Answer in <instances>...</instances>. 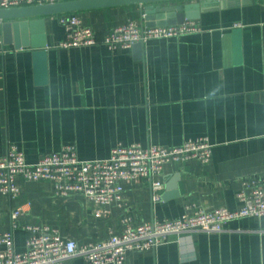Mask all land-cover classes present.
Masks as SVG:
<instances>
[{
	"label": "crops",
	"instance_id": "0c3cea01",
	"mask_svg": "<svg viewBox=\"0 0 264 264\" xmlns=\"http://www.w3.org/2000/svg\"><path fill=\"white\" fill-rule=\"evenodd\" d=\"M189 2L200 30L127 49L102 41L61 47L60 17L74 13L104 36L128 20L144 24L139 4L25 18V33L7 29V43L0 21V156L10 144L29 162L67 144L81 159L106 158L119 143L176 146L206 136L213 144L206 164H167L160 200L147 182H129L108 215L82 194L56 195L50 181L21 180L17 197L0 196V236L11 212L26 207L16 251L26 247L27 224L92 242L118 232L126 217L140 223L178 218L190 206L238 209L245 184L264 186V0H209L203 10L200 0L172 3ZM121 264H264V216L172 235L155 249L129 251Z\"/></svg>",
	"mask_w": 264,
	"mask_h": 264
},
{
	"label": "built area",
	"instance_id": "2783aa9c",
	"mask_svg": "<svg viewBox=\"0 0 264 264\" xmlns=\"http://www.w3.org/2000/svg\"><path fill=\"white\" fill-rule=\"evenodd\" d=\"M56 1L0 0V8ZM60 22L65 26L66 35L59 46L66 48L94 45L102 41L110 49H127L150 39L180 37L200 30L194 19H186L181 24L155 26L128 20L100 39L97 32L74 13L63 15ZM212 148L210 139L202 136L176 146L119 143L106 158L81 159L75 145L67 144L59 151L45 154L36 162H29L18 146L10 144L7 152L0 156V196L17 197L21 180H46L53 183L56 195L82 194L99 205L98 214L108 215L114 206L120 204L125 184L147 182L154 191L153 200H160L157 189L163 184L161 176L167 164L190 161L206 164L211 159ZM239 199L241 206L234 210L226 207L205 210L190 206L178 218L140 223L126 217L118 232H111L106 238L92 242L65 237L50 225L27 224L23 226L27 232L23 251H16L14 245V232L21 226L19 216L26 211L25 206H19L11 212L10 229L0 236V264H64L76 257L83 258L88 264H121L129 251L155 249L172 235L192 231L218 232L230 220L264 216L263 185L245 184L239 192ZM2 244H6V250L2 249Z\"/></svg>",
	"mask_w": 264,
	"mask_h": 264
},
{
	"label": "water",
	"instance_id": "95a60500",
	"mask_svg": "<svg viewBox=\"0 0 264 264\" xmlns=\"http://www.w3.org/2000/svg\"><path fill=\"white\" fill-rule=\"evenodd\" d=\"M175 0H67L52 3L21 6L14 8H0V21L2 22L5 42L7 43V29L15 28L17 34L25 33L28 21L23 19L35 16L75 12L92 8L124 6L139 4L143 7V22L146 26L181 24L186 18L193 19L190 14L189 3H172ZM200 9L207 7L209 0H200ZM198 4V7H200ZM197 5V4H195ZM18 45V44H17Z\"/></svg>",
	"mask_w": 264,
	"mask_h": 264
},
{
	"label": "trees",
	"instance_id": "16d2710c",
	"mask_svg": "<svg viewBox=\"0 0 264 264\" xmlns=\"http://www.w3.org/2000/svg\"><path fill=\"white\" fill-rule=\"evenodd\" d=\"M97 35H98V38H100V39L103 37L102 35L98 34V32H97Z\"/></svg>",
	"mask_w": 264,
	"mask_h": 264
}]
</instances>
